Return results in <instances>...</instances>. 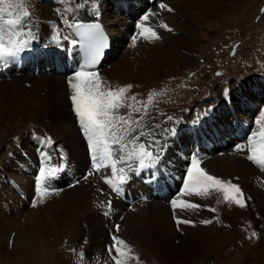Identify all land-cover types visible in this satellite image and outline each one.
<instances>
[{
  "label": "bare ground",
  "instance_id": "6f19581e",
  "mask_svg": "<svg viewBox=\"0 0 264 264\" xmlns=\"http://www.w3.org/2000/svg\"><path fill=\"white\" fill-rule=\"evenodd\" d=\"M80 1L84 2V7L78 6ZM237 1L239 0H156L157 4L162 2L172 11L159 9L153 4L155 0L152 4L149 0H91V4L89 0H30L31 3L23 4L20 8L18 0L0 4V8L5 9L4 20L16 19L25 10L29 11L36 34L28 50L7 65L0 64V125L12 123L6 137L18 140L13 135L16 132L14 125L19 120L23 130H28L27 126L33 127L25 139L20 138L18 143H11L0 154V192L6 194L0 200V210L8 209L7 214L14 222L23 223L15 226L22 230L29 244L33 237L41 234L46 241H57L65 249L72 248L71 256L62 261V264H110L111 260L105 256L106 242L115 236L125 241L127 247L120 245V249L123 253H128L129 257L135 255V249L139 248L149 251L150 256L166 259L170 264H190L198 259L218 256L221 242H218L217 236L212 235L216 227L224 226V223L232 227L245 218L249 225L246 223L244 226L247 232L243 237L255 233V240L252 242L254 247L249 250L250 255L243 264L251 261L264 263V169L247 159L250 154L247 149L237 150L232 143L220 149L221 151L218 149L221 154L216 159L204 162L211 175L240 186L247 200L243 208L234 202L225 201L222 192H213L211 196L204 198L189 195L185 188L178 190L180 192L171 190V201L144 200L127 205L120 198L117 199L116 193L105 182V177H109L113 183L118 184V169L125 168L126 164L118 162L114 175H109V167L96 171L90 158V145L82 134L70 100L72 90L67 81L72 75L56 72L57 64L62 60L51 58L59 55L55 49L57 46L51 41L53 35L61 41L60 48H66L67 55L70 49L72 30L63 20H68L69 23L71 20L101 21L104 28L113 32L114 49L106 59L105 67L100 65L95 71L99 72L103 85L114 90L131 85L126 97L135 96L136 101L126 99L125 103L139 108L141 113L140 116H135L138 112L124 107L116 110L115 114L119 116L132 113L131 121L141 120V123L139 126L133 123L131 127L142 129L145 133L150 131L147 127L149 125L153 128L156 124L162 128H174V135L155 129L156 135L160 137L157 146L163 144V149L168 148V151H163V163L171 167V171L163 170L161 164V167L156 168V175L162 184L166 183L164 178L176 176L180 180L182 175L187 177L188 182V176L184 172L185 165H191L194 158L198 159L195 145L204 144L199 136H190L189 133L193 130L201 134L208 132L209 138L212 135L225 143L234 131L242 128L243 120L237 117V109L245 106L247 110H242L241 113L249 121L252 132H258L264 127V82L257 78L245 83L239 82L232 91L222 94L220 103L201 104L183 114H173L166 110L159 114L155 111L143 113L142 107L147 106L150 96L151 99L156 96L162 81L175 76V66L178 63L182 65L181 56L191 57L185 52L198 41L195 37L197 24L231 11L230 3ZM151 6L152 12L160 17H150L145 24L155 30H163L164 34L160 40L151 42L137 36L136 45L131 46L134 22H139L140 17ZM96 9L99 10L98 18L94 15ZM8 12L12 15L9 16ZM127 15L134 22L129 21ZM161 22L166 23L172 31L160 28L158 25ZM2 27L7 41L8 26ZM64 37H68V40H64ZM19 39L30 38L21 36ZM121 48L126 49L125 55L117 60ZM50 70L53 72H49ZM224 89L227 87L222 88V93ZM230 110L234 115L232 120L227 118ZM167 116H171L173 120L168 121ZM18 118L21 119L17 120ZM119 127V132L123 134L129 125ZM149 138L153 139L151 135L141 137L135 144L136 150L139 142L150 143L152 140ZM127 139L129 148L126 151H131V137ZM254 139L258 140L259 137ZM173 150L177 154L175 158L171 156ZM61 156L64 157L63 170L51 181V187L59 191L45 194L43 188L47 181L38 182L39 170L44 167L46 171H50L58 167ZM179 164L181 165L177 168ZM142 173L145 175L146 171ZM136 186L139 190H148L140 180L135 183L125 182L122 188L126 192L128 188L131 196ZM34 198L35 207L32 206ZM173 200H186L203 207L196 210L174 209L171 203ZM213 208L215 211L210 210ZM2 214L0 258L4 259L12 256L13 252H5L2 235L7 226L5 221L9 222L5 213ZM185 219L191 223L177 222ZM204 220H211L212 223H201ZM65 226L68 231L63 229ZM82 241H87V247L78 246L82 248L73 250ZM121 257L123 260L124 255Z\"/></svg>",
  "mask_w": 264,
  "mask_h": 264
},
{
  "label": "rangeland",
  "instance_id": "374dc122",
  "mask_svg": "<svg viewBox=\"0 0 264 264\" xmlns=\"http://www.w3.org/2000/svg\"><path fill=\"white\" fill-rule=\"evenodd\" d=\"M79 3L78 6L80 8L81 6L84 7L83 1ZM230 5L231 11L215 16V18L202 24H197L198 29L195 37L198 41L185 52V54L191 57L181 56L182 65L178 63L175 66L177 67L175 76L160 83L161 87L158 89L156 96L151 101H147V106L142 107L143 113L155 111L159 114L166 110L173 114H183L201 104L220 103L222 94L226 93L225 89L223 93L221 91L224 86L227 88L231 87L229 91H232L235 84L239 82L245 83L249 79L257 78L264 82V0H239L230 3ZM18 7L20 8L21 4ZM155 17H160V15H156ZM156 31L161 36L164 34L163 30ZM124 50L126 51L125 48L120 49L117 60L121 55H125ZM139 113L137 115L135 114V116H140L141 113ZM19 119L21 118L17 120ZM10 125H12L10 122H7L6 125H0V154L9 148L12 145L11 143H16V141L18 143L20 138L21 140L25 139L26 135L31 131L30 129L33 128L32 126H27L28 130H23L20 128L19 120L14 125L16 132L13 135L18 140H9L6 134L8 133ZM117 135H122V133L118 132ZM149 140L152 139L149 138ZM164 141H166L165 137ZM174 141L177 140L175 139ZM204 145L206 143L201 145L203 146L201 148L202 156L197 158L200 160V166L205 169V160H214L221 153H218L220 152L218 149L206 152ZM164 150L168 151V148ZM173 151L174 153L171 156L175 158L177 154L175 150ZM162 159L161 157L162 169H171L165 162L163 163ZM0 167L2 166L0 165ZM205 171H208L207 168ZM183 189H180V191ZM128 191L129 189L127 188V194L129 195ZM5 195L0 192V200ZM7 211L8 209L0 210V217L3 218L4 215L2 213H5L9 222L7 223L5 221L7 226L2 235V239L3 245L6 248L5 252L9 250L13 254L4 259L0 258V264H62V261L68 260L69 256H71L72 248L71 250L65 249L57 241L56 243L46 241L45 237L41 234L33 237L31 239L32 242L29 244L22 230L15 226L23 223L14 222L11 216L7 214ZM246 223L249 225L247 219L242 218L235 226L231 227L227 223H224V226L216 227L214 230L215 233L213 232L212 235L213 237L217 236L218 242H221V252H219L218 256L216 255V257L211 259H198L190 264H243L244 260L248 259L250 255L249 250L254 247V245L252 246V242L255 240L251 233L249 236L245 235L243 237L247 232L244 229ZM63 229L68 231L67 226L63 227ZM109 241L106 242L105 256L111 260L112 263L110 264H114V261L108 253V247L113 244V240L110 238ZM87 245V241H82L73 250L81 249L82 247L79 248L80 246L87 247ZM135 251V255H131L130 257L128 253H124L123 260L118 253L114 252L112 255L116 256L118 260L123 261V264H170L162 257L150 256L147 250L144 251L136 248ZM29 253L30 257L28 256ZM249 264L264 263L251 261Z\"/></svg>",
  "mask_w": 264,
  "mask_h": 264
},
{
  "label": "snow or ice",
  "instance_id": "6c2138e0",
  "mask_svg": "<svg viewBox=\"0 0 264 264\" xmlns=\"http://www.w3.org/2000/svg\"><path fill=\"white\" fill-rule=\"evenodd\" d=\"M8 0H0V4H4ZM30 0H18V3L23 5L29 3ZM91 4V0H89ZM159 9H166L172 11L167 5L160 2L158 4ZM5 9L0 8V64L7 65L12 60H15L21 53L30 48L32 40L36 38V34L33 31L34 25L31 23L30 12L25 10L22 16L16 19H3ZM9 16L11 12L7 13ZM95 17L98 18L99 10L94 12ZM157 13L148 10L141 17L140 21L136 24L135 32L131 37V46H135L137 43V36L143 40L151 42L152 40H160L161 35L151 26H147L145 22L149 21L150 17L156 16ZM64 24H67L70 29H75L74 36H80L87 38L88 55L80 63L78 68L74 71L72 77L68 79V84L72 90L70 100L73 105L74 114L77 117L78 124L82 129V134L86 137L88 144L90 145L91 161L97 172L102 167H109L111 172L109 175H114L117 172V163L128 165V171L135 173L137 168L149 169L155 167L163 154V144L157 146L160 137L156 135L155 129H161L162 131L175 134L174 128H162L161 125L156 124L153 128L151 125L148 133H145L142 129L133 128L131 125L135 123L137 126L141 123V120L131 121L130 115L117 116L116 110L120 108H131L135 112H140L139 108H135L132 104H126V99L136 101V97H126V93L132 87L131 85L119 87L118 89H112L110 86L103 85V81L96 68L99 63L104 49L108 46L106 43V37L103 34L101 25L96 23L84 24V23H69L68 20H63ZM3 25L8 26L9 39L5 41L3 34ZM160 28L172 31V29L166 23H159ZM83 29V31H81ZM21 36L29 37L30 39H19ZM15 37V39H13ZM64 40H68V37H64ZM52 43L57 47H61V41L56 35L51 37ZM69 43L73 46L77 45L79 41L72 39ZM151 101V96L149 97ZM137 103H140L137 101ZM142 119V117H141ZM168 121H172L171 116H167ZM121 125H129L125 128L122 135H117L120 131ZM115 129V131H113ZM135 133V135H133ZM145 135H151L153 137L150 143L139 142L138 150H136L135 144L141 140V137ZM258 136L259 139H254ZM128 137H131V143L133 148L131 151H126L129 148ZM245 147L248 148L250 154L247 155V159L254 164L264 169V127L258 132H253L249 136L247 145H237V150L244 151ZM64 157H60V164L58 167L46 171L44 167H41L38 173V182L47 181L46 186L43 188L45 194H49L50 191H59L51 187V181L56 178V174L63 170ZM119 183H113L109 177H105V182L108 183L111 189L117 193L121 190V187L125 183L127 176L125 174V168L120 167L118 169ZM92 173H89V175ZM188 183L185 184V191L189 195H195L198 197L207 198L212 195L213 192L224 193V200L234 202L240 207H245L247 200L244 198V194L240 186L231 181H224L223 179L209 174L203 167L200 166L199 159H193L191 167L187 172ZM86 178V177H85ZM39 194V183L37 187ZM247 199H250L247 198ZM173 208L186 209H200L203 207L201 204L191 203L184 200L172 202ZM35 207V198L33 202ZM215 211V209H210ZM108 215L107 212L104 213ZM178 223H191V221L178 220ZM201 223L209 224L211 220H204ZM119 226H117V231ZM255 235V233H253ZM113 244L108 247V253L110 258L114 261V264H123V261L116 259L112 254L118 253L124 255L121 249L117 245H124L127 247L125 241L119 240L117 237H112Z\"/></svg>",
  "mask_w": 264,
  "mask_h": 264
}]
</instances>
